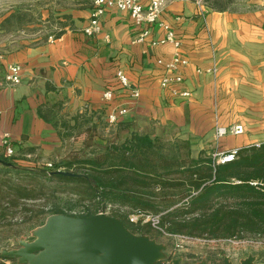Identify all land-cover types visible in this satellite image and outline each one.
Here are the masks:
<instances>
[{"label": "crops", "instance_id": "0c3cea01", "mask_svg": "<svg viewBox=\"0 0 264 264\" xmlns=\"http://www.w3.org/2000/svg\"><path fill=\"white\" fill-rule=\"evenodd\" d=\"M93 1L39 0L41 23L52 19L50 27L62 33L29 42L25 36L12 38L31 23L12 31L3 21L14 12H30V3L0 14V135L9 136L18 164L38 168L57 162L89 139L84 131L63 138L55 121L73 126L83 116V129L102 121L108 131L107 114L116 108L127 113L119 117L114 137L143 130L180 139L189 144L192 158L264 142V0H165L161 20L180 40L179 53L187 61L182 82L169 88H162L160 79L175 50L169 43L153 44L164 30L155 25L137 41L141 30L129 14L110 7L100 32L86 34ZM4 32L17 33L4 37ZM9 65L20 67L18 84L5 81ZM118 70L128 87L119 85ZM107 89L113 91L108 101ZM132 90H138L137 98ZM45 110L55 118L42 117ZM235 123L243 133L216 136L217 126ZM0 155H5L1 143Z\"/></svg>", "mask_w": 264, "mask_h": 264}, {"label": "trees", "instance_id": "16d2710c", "mask_svg": "<svg viewBox=\"0 0 264 264\" xmlns=\"http://www.w3.org/2000/svg\"><path fill=\"white\" fill-rule=\"evenodd\" d=\"M27 13H12L4 19V29L23 30L29 22ZM37 17L41 20L39 10ZM45 23L50 27L54 21ZM52 33L56 37L62 30L42 38ZM40 115L55 118L52 110L40 111ZM79 118L81 123L73 126L62 120L53 124L63 129V138L84 131L88 140H95L69 149L62 160L51 162V167H25L13 156L0 155V220L18 208L31 211L21 208L28 200L46 203L64 191L79 202L110 205L109 215L120 218L134 233L152 229L128 221L129 213L145 211L159 214L168 234L208 240H264V142L242 147L233 160L212 167L206 155L192 158L186 141L152 137L143 130L114 137L118 122L108 126V131L102 121L83 129L87 119ZM54 170L74 175H49Z\"/></svg>", "mask_w": 264, "mask_h": 264}, {"label": "water", "instance_id": "95a60500", "mask_svg": "<svg viewBox=\"0 0 264 264\" xmlns=\"http://www.w3.org/2000/svg\"><path fill=\"white\" fill-rule=\"evenodd\" d=\"M49 175L73 176L62 170ZM30 239L20 238L17 247L2 249L1 258L16 264H216L205 258L184 263L171 257L166 245L146 234L132 232L120 218L104 213L101 206L91 215L49 214L30 231ZM218 264H264L255 254L233 263L223 256Z\"/></svg>", "mask_w": 264, "mask_h": 264}, {"label": "rangeland", "instance_id": "374dc122", "mask_svg": "<svg viewBox=\"0 0 264 264\" xmlns=\"http://www.w3.org/2000/svg\"><path fill=\"white\" fill-rule=\"evenodd\" d=\"M44 0H41L43 2ZM30 3L31 12L25 15V20H28L32 25L23 33L12 39L18 40L22 36L23 39L31 41L35 37L42 38L43 36L53 31L52 27H46L41 23L38 16L39 0H2L0 1V14L5 10H9L12 6L17 8ZM32 2V3H31ZM51 28V29H50ZM12 34L2 33L4 37ZM2 39V37H1ZM94 140V139H93ZM93 142L92 140L88 141ZM208 157L211 158V155ZM21 208H27L31 211L18 210L11 211L4 219L0 220V251L2 249H11L17 245V240L20 238L29 239L30 231L41 225L45 218L52 214V211H62L69 215H80L90 212H96L100 204H92L88 201L79 202L74 195H69L64 191H58L56 196L44 202L26 201ZM43 204L46 206L43 207ZM43 211V213H42ZM110 213V211H107ZM148 225V224H147ZM137 234H146L155 238L158 242L166 245V253L171 257L181 256L184 263H192L205 258L208 262L218 264L223 256H228L233 263H237L239 259L246 257L249 253L255 254L259 261L264 263V244L261 239L252 240L251 238L242 239H226V240H208L205 238L194 237L186 238L183 236H166L157 233L154 229L142 230ZM10 264H16L15 260L9 259ZM1 263V261H0Z\"/></svg>", "mask_w": 264, "mask_h": 264}, {"label": "built area", "instance_id": "2783aa9c", "mask_svg": "<svg viewBox=\"0 0 264 264\" xmlns=\"http://www.w3.org/2000/svg\"><path fill=\"white\" fill-rule=\"evenodd\" d=\"M202 2V0H198ZM110 7H116L120 10L126 11L131 17L133 23L140 28V34L137 37V41H143L145 37L149 34L150 29L153 26H159L164 30V37L153 42V44H166L169 43L174 48V53L169 62L165 64L166 74L160 79V86L162 88H169L174 84H179L182 82L181 69L187 64L185 58H183L179 53L180 40L174 35L170 25L165 21L161 20V14L165 7V0H94L92 9L90 12V18L88 25L83 29L86 34H97L101 30V17L105 10ZM21 74L20 67L18 65H9L7 68V73L5 75V81L9 85H15L20 82ZM116 79L120 86L128 87L129 82L125 74L118 70L116 72ZM175 91V90H172ZM183 96L188 95L187 92L182 91L180 93ZM132 98H137L139 96L138 90L131 91ZM113 97V91L107 89L103 92V98L105 100H111ZM127 113L126 108H116L107 114V123L109 126L114 125L120 116ZM244 132L242 124H231L229 126H217L216 136L218 138L223 137L227 134H241ZM0 143L4 146L5 156H12L13 149L10 144L9 136L7 134L0 135ZM239 149L230 150H216L211 154L212 167L217 164L225 163L233 160ZM46 167H51V163H46ZM111 206L107 205L102 207L104 213L109 214ZM128 221L134 224L145 225L148 224L152 229L166 236H183L179 234H168L164 227L160 224V215L152 214L145 211H133L128 214ZM264 241V240H262ZM264 244V242H263ZM0 264H10L9 260L1 259Z\"/></svg>", "mask_w": 264, "mask_h": 264}, {"label": "flooded vegetation", "instance_id": "af4514ba", "mask_svg": "<svg viewBox=\"0 0 264 264\" xmlns=\"http://www.w3.org/2000/svg\"><path fill=\"white\" fill-rule=\"evenodd\" d=\"M27 240H31V239L29 238V239H27ZM15 247H17V245H16ZM209 262H210V261H209ZM210 263H215V262H210Z\"/></svg>", "mask_w": 264, "mask_h": 264}]
</instances>
